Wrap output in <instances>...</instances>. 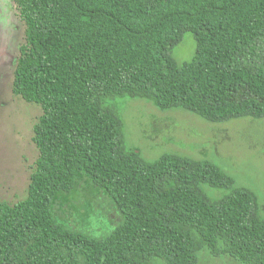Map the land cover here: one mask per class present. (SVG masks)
Wrapping results in <instances>:
<instances>
[{
    "label": "trees",
    "instance_id": "1",
    "mask_svg": "<svg viewBox=\"0 0 264 264\" xmlns=\"http://www.w3.org/2000/svg\"><path fill=\"white\" fill-rule=\"evenodd\" d=\"M13 3L26 26L13 91L42 115L27 197L0 201V264H199L204 250L264 264L258 194L213 160L128 148L118 108L144 100L211 123L263 120L264 0ZM188 34L196 49L179 63ZM80 174L123 215L104 238L54 213Z\"/></svg>",
    "mask_w": 264,
    "mask_h": 264
},
{
    "label": "rangeland",
    "instance_id": "2",
    "mask_svg": "<svg viewBox=\"0 0 264 264\" xmlns=\"http://www.w3.org/2000/svg\"><path fill=\"white\" fill-rule=\"evenodd\" d=\"M26 41L25 23L13 0H0V201L15 204L26 199L30 174L38 158L33 142L34 127L42 115L39 105L13 91L21 47ZM196 42L191 34L179 44L174 57L190 60ZM126 144L148 160L166 152L195 159L213 160L233 176L237 186L254 190L264 216V119L211 123L185 111L162 112L144 100H121ZM215 196L222 193L213 191ZM57 219L68 227L99 238L123 223V215L105 192L80 174L70 195L54 200ZM199 264H243L229 256L200 253Z\"/></svg>",
    "mask_w": 264,
    "mask_h": 264
}]
</instances>
